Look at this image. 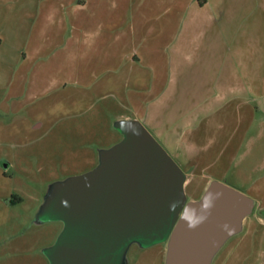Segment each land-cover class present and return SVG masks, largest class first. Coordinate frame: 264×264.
I'll list each match as a JSON object with an SVG mask.
<instances>
[{"label": "rangeland", "instance_id": "rangeland-1", "mask_svg": "<svg viewBox=\"0 0 264 264\" xmlns=\"http://www.w3.org/2000/svg\"><path fill=\"white\" fill-rule=\"evenodd\" d=\"M68 1L0 0V264H67L62 251L72 188L98 169L106 152L120 141L123 134L118 125L123 119L138 115L127 91L123 93L110 82L91 88L85 84L84 74L93 64L83 59L84 48L89 46L88 52L97 55L102 47L116 49L120 40L111 31L104 38L92 39L93 45L91 41L85 44L81 37L71 38L68 20L73 11ZM121 1L120 7L117 0L105 1L109 17L127 11L122 8L128 0ZM144 8L147 3L139 11ZM164 10L161 6L157 11ZM175 10L164 13L162 20ZM186 13L190 16L195 10L190 7ZM47 15L54 16V21L45 20ZM58 17L66 21L64 32L56 29ZM118 25L128 35L123 40L125 46L132 49L129 44L134 36L132 42L142 47L139 28L142 34L147 27L135 22ZM132 27L134 32L130 33ZM109 75L112 78L117 72ZM180 77V72H168L166 84L171 85L168 80L172 79L174 89ZM178 85L181 90L171 104L167 129L163 124L156 128L148 120L137 119L182 170L186 177L182 183L184 204H189L202 199L218 174L203 168L207 156H201L200 144L198 150L187 149L186 138L192 134L200 142V115L193 113L200 112V103L188 113L190 103H179L187 87ZM177 107L184 115H175ZM188 117L195 118L194 128L185 132L184 144L171 150L164 138L174 140ZM224 184L239 187L229 180ZM255 213L200 264H261L264 226L257 219L260 213ZM144 238L139 231L123 251L114 247L110 264H166L168 241L147 242Z\"/></svg>", "mask_w": 264, "mask_h": 264}, {"label": "crops", "instance_id": "crops-1", "mask_svg": "<svg viewBox=\"0 0 264 264\" xmlns=\"http://www.w3.org/2000/svg\"><path fill=\"white\" fill-rule=\"evenodd\" d=\"M105 1H68L73 11L68 20L71 38L81 37L85 44L91 41L93 45L92 39L104 38L111 31L120 40L116 49L102 47L97 55L88 52L89 46L84 48L83 59L93 64L84 74L87 87L110 82L132 96L138 115L124 121L140 122L137 118H143L151 126L163 124L167 129L171 104L181 90L178 83L186 86L179 103H190L188 108L200 103V112H193L200 115V142L192 134L186 138L187 149L198 150L200 144V155L207 156L203 168L218 174L206 189L213 181L235 182L236 189L246 190L243 193L251 200V210L241 219V227L254 211L255 215L260 213L257 219L264 226V0H128L122 8L127 11L117 10L115 17L107 14ZM117 2L120 7L122 1ZM143 3L147 8L140 12ZM161 6H165L162 13L157 11ZM190 7L195 14L188 16L184 11ZM172 10L175 14L163 21L161 16ZM54 19L45 17L51 22ZM55 21L58 32L66 31V21L59 17ZM125 22L147 27L142 34L139 28L142 47L132 42L134 36L129 44L132 49L124 45L128 35L117 24ZM172 71L181 76L174 89L172 79L168 80L171 85L166 84L167 73ZM110 72H117V76L110 78ZM179 109H175L177 117L184 115ZM194 122L195 118L188 117L174 140L165 137L164 143L177 150L173 147L184 144L185 132L194 128Z\"/></svg>", "mask_w": 264, "mask_h": 264}, {"label": "water", "instance_id": "water-1", "mask_svg": "<svg viewBox=\"0 0 264 264\" xmlns=\"http://www.w3.org/2000/svg\"><path fill=\"white\" fill-rule=\"evenodd\" d=\"M123 138L104 162L72 188L63 258L67 264H110L114 247L142 232L167 240L166 264H200L251 210L243 192L213 181L199 201L184 204L185 176L137 121L118 125Z\"/></svg>", "mask_w": 264, "mask_h": 264}]
</instances>
